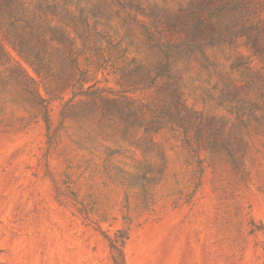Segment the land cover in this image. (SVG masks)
<instances>
[{
    "label": "rangeland",
    "instance_id": "rangeland-1",
    "mask_svg": "<svg viewBox=\"0 0 264 264\" xmlns=\"http://www.w3.org/2000/svg\"><path fill=\"white\" fill-rule=\"evenodd\" d=\"M7 1L20 20L0 19V264H115L122 235V264H264V0H216L238 5L221 19L232 42L204 48L209 65L176 61L186 133L155 129L161 90L127 74L156 62L148 16L80 0L100 11L85 27L73 3Z\"/></svg>",
    "mask_w": 264,
    "mask_h": 264
},
{
    "label": "trees",
    "instance_id": "trees-1",
    "mask_svg": "<svg viewBox=\"0 0 264 264\" xmlns=\"http://www.w3.org/2000/svg\"><path fill=\"white\" fill-rule=\"evenodd\" d=\"M48 1H52V4L45 3ZM58 1L63 5L73 3L79 11L77 20L85 27H87L88 16L95 18L100 15V11L96 7L92 9L78 7L80 0ZM115 2L123 10L132 9L135 12L145 14L152 21L151 27L142 25V29L149 48L155 50L156 62L151 69L136 65L127 74L134 76L137 84H144L148 88L157 87L161 90V104L153 113V126L155 129L170 126L186 133L191 127L182 113L184 108L180 101L178 77L173 73L175 63L180 59H188L199 54L205 64L209 65L210 61L204 54V48L232 42L237 23L233 19L229 20L228 23H223L221 19L225 12L236 11L238 5L234 4L229 7L217 4L216 0H191L186 7H181L177 12H172L156 6H152L146 11L139 3L133 4L130 0L127 5L122 4L119 0H115ZM43 3L45 6L42 5ZM37 7L55 14L58 4L55 3V0H38ZM14 14H11L10 1L4 5L0 3V19L5 20L7 29H14L20 20L19 12ZM52 38L58 42L64 43L66 41L64 35L60 33H52ZM12 44L16 45L19 53L32 56L35 61L34 68H38L40 55L29 47L28 39L16 34ZM71 64H74L73 60ZM159 81H162L161 84ZM232 100H235L234 95H232ZM45 121H48L47 118ZM119 233L121 234V232ZM109 242L111 251L117 255L113 256L114 263L122 264L123 235L111 239Z\"/></svg>",
    "mask_w": 264,
    "mask_h": 264
}]
</instances>
